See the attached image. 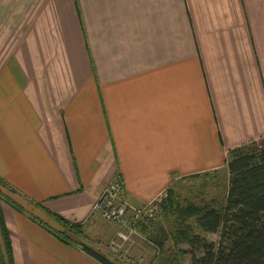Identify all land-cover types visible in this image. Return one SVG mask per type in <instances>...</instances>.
<instances>
[{"label":"crops","instance_id":"0c3cea01","mask_svg":"<svg viewBox=\"0 0 264 264\" xmlns=\"http://www.w3.org/2000/svg\"><path fill=\"white\" fill-rule=\"evenodd\" d=\"M252 140H264V0H0L13 264H103L79 243L109 257L100 240L118 225L91 209L113 176L139 206ZM56 216L83 237L59 240Z\"/></svg>","mask_w":264,"mask_h":264},{"label":"trees","instance_id":"16d2710c","mask_svg":"<svg viewBox=\"0 0 264 264\" xmlns=\"http://www.w3.org/2000/svg\"><path fill=\"white\" fill-rule=\"evenodd\" d=\"M226 165L229 173L227 192L219 207L184 205L173 186L175 181L166 189L160 211L163 216L177 215V227L172 237L175 256L166 264H183L177 254L185 253L191 257L188 264H264V145L252 140L230 149ZM5 185L0 179V262L13 264L11 234L1 206L4 200L11 204L13 201L2 193ZM56 218L64 227L61 233L55 234L59 240L69 243L67 230L83 237L81 223H73L61 216ZM152 225L148 218L147 222H139L137 226L147 232ZM208 233L218 234V240H208ZM182 243L187 247L180 248ZM79 245L103 264H120L83 241Z\"/></svg>","mask_w":264,"mask_h":264},{"label":"rangeland","instance_id":"374dc122","mask_svg":"<svg viewBox=\"0 0 264 264\" xmlns=\"http://www.w3.org/2000/svg\"><path fill=\"white\" fill-rule=\"evenodd\" d=\"M258 143L264 145V140H260ZM228 177L227 168L220 167L217 170L201 173L199 177L188 176L185 179H177L173 186L180 194L179 199L184 205L194 204L201 207L211 204L219 207L224 203L226 197ZM113 178L114 176L112 179ZM124 196L126 202L130 205V211L126 214L128 226L131 229L133 228L134 232L131 233L130 228L125 229L123 226L120 227V225L117 224L118 228L113 237L110 238V241L109 239L100 240L103 244L101 250L107 253L109 258H115L120 264H166L168 259L171 260L175 256L172 237L177 227V222L175 220L177 215L171 214L163 216L164 214L160 211V201L163 196L148 202L149 206H147V203L133 206L127 200L126 193ZM145 217H149L153 223L149 231L144 232L141 229L138 230V228L134 226L135 224L132 225L133 222L137 219L140 220V218L142 220L144 219V222H146L148 218ZM121 230H125L124 232H126L128 236L130 235V237L120 245L122 246L120 248L125 249V251L120 252V250H116L112 241L118 237V233ZM120 234H122V232ZM206 237L208 240H218V234L208 233ZM161 244H163V246ZM183 247H187V245L184 243L180 244V248ZM177 255L181 258L183 264H188L191 261V257L187 253L184 255ZM128 256L132 258L131 261L126 259Z\"/></svg>","mask_w":264,"mask_h":264},{"label":"built area","instance_id":"2783aa9c","mask_svg":"<svg viewBox=\"0 0 264 264\" xmlns=\"http://www.w3.org/2000/svg\"><path fill=\"white\" fill-rule=\"evenodd\" d=\"M124 191V180L122 176L117 173L114 178L111 179L107 187L101 192L99 197L92 205L91 213L98 214L101 216V218L105 219L106 221L114 222L116 224H119L120 227L123 226L125 229H129L130 227L128 226L126 214L130 211V205L125 200ZM147 206H149L148 203ZM139 222H144V219H137L135 222H133L132 225L135 224L134 226L138 228L137 225ZM130 230L131 233L134 232L133 228H130ZM124 231L125 230H121L118 233V237L112 241V244L115 245L116 250H120V252L125 251L124 248H120L122 247L120 245L123 244L125 240L130 237V235L128 236V234ZM121 232L122 234H120ZM126 259L130 261L132 260V258H130L129 256Z\"/></svg>","mask_w":264,"mask_h":264}]
</instances>
